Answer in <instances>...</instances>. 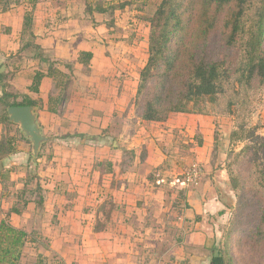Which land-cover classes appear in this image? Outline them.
<instances>
[{
	"label": "rangeland",
	"instance_id": "rangeland-1",
	"mask_svg": "<svg viewBox=\"0 0 264 264\" xmlns=\"http://www.w3.org/2000/svg\"><path fill=\"white\" fill-rule=\"evenodd\" d=\"M161 2L162 0H82L81 6L77 4L81 8L75 13L77 14L81 11L83 23L73 24L68 22V27L66 28L68 32L62 40L68 45L69 52L66 55L72 52L80 54L92 52L94 54L89 64L81 69L75 68V61L66 58V55L56 58L54 52L49 50L54 44L49 49H42L41 51L37 48L28 49L22 56L24 59H34L35 61L37 59L36 54H39L40 59L38 60H40L41 68L50 70V73L56 75L61 89L69 83V97L61 109L63 114L59 116L58 121L64 120V122H67L72 120L68 124L73 126V128L68 133L55 130L57 133L53 134L54 143L57 142V144H63L66 147L74 146L69 149L75 151L76 157H79L82 151V148H78L80 144L83 147L86 146L83 150L90 152V154H92V150H97L99 146L107 147L109 152L115 151V158L111 163L114 167L113 171L118 174L116 176H119L120 181L122 180V187L128 186L127 182L132 185L135 183L133 181L134 174H145L144 179L148 177L151 180L147 181L146 185L148 183L153 184L152 189L156 188V190H153L154 193L150 194L151 196L149 195L152 198V202L147 204L149 212L146 219L152 226L154 225V217L158 208H163V210L168 212L160 214L158 225H155L157 232L156 230L154 232L162 236L161 239L170 234L182 236L179 233L181 228L178 229L174 221L180 220L184 222L186 220V212L184 211L187 206L185 192L179 185L184 179L185 171L194 164L203 168V177L200 185L195 187L199 188L205 176V171L211 170L208 186L201 188L203 191L200 195L202 197H204V194L209 197L210 193L215 195V197L212 196V199L216 200L217 207L215 205L211 211H206L204 215L205 222L212 225L214 230L213 234L208 237L205 247L193 253L195 257L204 258L201 264H210L212 250L220 247L224 231L232 221L238 206V198L232 190L227 166L232 162L230 160L232 154L240 152L244 144L232 141L231 134L236 126L235 117L211 115L212 108L210 105L205 107L202 104L200 106L191 104L189 112L182 114L184 115L182 118H185L187 122L193 121V123L190 122V128L192 126L191 132L187 131L186 133L185 127L183 129L175 128L173 131H171L173 128L162 130L160 125H156L154 128L148 122L143 121L135 106L133 107L134 82L148 60L149 21ZM67 3L69 1L62 0V3L58 2L57 6L56 2L52 4V7L50 6V9L54 10L53 14L55 16L49 19L52 21L57 20L56 25H61L58 21H63L65 17H71V14L66 9ZM86 3L92 7L93 12L90 14L85 11ZM98 4H102L107 10L112 5L114 8L122 7V9H117L116 11L110 9L107 13L100 14L96 11ZM58 7L60 9L56 12L55 10L56 8L58 10ZM32 40L33 37L30 34H26L24 44L25 42H33ZM210 43L211 53L221 55L223 49L220 47V36L214 34ZM78 47L89 48L90 52H79L77 50ZM79 57L78 60L80 61ZM20 58L17 56L15 62H12L14 65L12 71H5L0 74V89L19 96L23 94V89L17 86L13 78L16 72L21 69L22 62L28 61H21ZM81 59L85 58L81 57ZM5 64H8L7 60L0 65V70ZM126 92L130 96L128 107L124 111L123 109L117 110L114 115L109 114L113 111V107L115 109L118 106L121 108V103L117 102L122 98H118L126 94ZM80 99L89 106V109L86 106L87 110L81 112L80 109L75 110L73 108L72 111L74 113H69L68 110L71 111V108L77 105V100ZM204 108L205 113H211H202ZM91 111L92 114L90 115ZM79 113L84 117H81ZM78 121L83 122L82 124L85 125L83 131H76L79 128ZM249 123L251 128H257L259 135L264 136V92L257 98ZM158 132H161L162 137L158 136ZM49 135L51 136L48 133ZM0 136V140L15 138L14 144L17 147L16 154L0 160L2 167L0 169V190H3L0 194V222L7 221L31 234L30 242L26 244L17 264H35L39 256L45 258L46 264H64V262L62 263L64 257L62 258L52 249L55 244H53V238H57L59 234V238L65 240L62 234L68 235L74 232L66 229V226L73 222L69 221V219L73 218V209L76 208L75 206H81L80 203L84 207L88 204L89 207L81 209L82 212L77 215L80 219L76 220L89 222V217L93 215L96 221L94 226H92L94 229L92 230L91 228L92 231L100 233L103 237L110 236L112 237L111 240L123 236L122 234L126 230L120 227L111 229L108 225L112 224V221L117 223L120 221L124 222L126 213L123 210L127 208L120 206L118 201L113 202L111 197H107L106 188H102L96 182L97 178L94 175L93 178L90 177L88 179L89 182L86 186L80 184V175L79 173L74 174L76 169L74 166L72 168V164L75 162L74 158L71 159V162L66 161V165L55 161L51 162L48 159L46 163L44 161L37 162L32 158V153H22L24 146L29 147L30 144L23 142L19 129L15 130L14 127L5 126ZM150 145H154V148L159 150V155L162 158L161 162L159 161L160 165L153 168V171L149 173L150 175H146L144 165L148 157L147 147ZM48 148L49 146L45 149L46 154L49 151ZM54 148V146H51V152L57 154ZM94 163L97 164L98 162ZM107 164L108 161H103V166L97 165L95 170L99 172L104 170L106 172L108 169ZM79 167V165H76L77 169ZM53 168L64 170L65 174L63 171L61 173L58 171L53 172L49 176L47 171ZM71 168L73 172L70 170ZM242 168L243 172L247 173V164L243 165ZM81 169H83V164ZM39 172L43 176L42 179L37 176ZM104 174H101L100 177L102 178ZM125 178L126 182H124ZM128 179L131 181H127ZM45 180L49 182L55 191L51 196L58 202V204L56 203V210L60 209L59 211H54L53 214L44 212V202H40V197L45 199L46 196V192L43 190V182ZM219 181L225 185L224 189L220 187L221 191L218 190L216 185V182ZM213 183L215 186H213V191L211 192V184ZM38 185L42 186V195L37 192L39 190ZM79 188L89 189L83 192L84 195H81L82 191L77 190ZM195 188L187 189L194 191ZM134 195L135 199L131 205H128V208L131 210V216L133 215L131 220L136 221L139 219L137 212H141V208L138 207L136 202H142L143 197L138 194ZM251 196L250 194L246 195L245 202L247 204H249ZM93 197H95V200L90 204L87 203ZM253 202L245 211L257 215L259 208L263 204L257 203V201ZM11 204L12 207H10ZM25 204L33 205L29 208H35L34 211L27 212V216L25 213L28 208H25ZM91 204L97 208L96 211L95 209L91 211ZM4 205L6 206L4 207ZM14 209L18 210L20 214H13L12 211ZM13 216L14 220L11 219ZM197 218L195 217L194 220ZM140 219H142V216H140ZM48 223L52 228L45 227ZM170 227L172 228L170 229ZM241 227L248 228L249 225L245 224ZM77 231H82V228ZM124 237L128 238L129 235L125 233ZM174 246L177 247L178 245ZM181 247L178 246L180 250ZM159 249L161 251L157 253L158 256L155 259L145 257V261H135L132 264L199 263L191 260L186 254L183 258L181 256V258L176 259L175 255L170 253L173 248L169 249L166 255V246H160ZM229 252L234 264H264V256H256V254L252 255L250 253V242L245 237L236 236L230 240Z\"/></svg>",
	"mask_w": 264,
	"mask_h": 264
},
{
	"label": "trees",
	"instance_id": "trees-1",
	"mask_svg": "<svg viewBox=\"0 0 264 264\" xmlns=\"http://www.w3.org/2000/svg\"><path fill=\"white\" fill-rule=\"evenodd\" d=\"M23 1L32 7L24 18V33H27L32 27L34 8L44 0H0V13L19 6ZM110 9L116 11L122 7L114 8L112 5ZM108 10L98 4L96 11L101 14ZM85 11L93 12L88 3ZM149 23L148 60L138 75L133 97V107L140 118L148 123L162 124L171 115L188 113L191 104L210 105L212 113L207 114L235 117L236 126L231 138L233 142L244 144L240 152L232 154V162L227 166L238 206L224 231L220 247L212 250L210 264H234L229 246L230 240L236 236L248 239L252 255L264 256V136L259 135L257 128H251L249 123L257 98L264 92V0H162ZM214 34L220 36L221 55L212 52L213 55L210 51ZM34 48L38 49L34 43L26 45V49ZM92 57V53H82L80 63L87 65ZM36 58L40 59L39 54ZM44 77L42 72L35 75L30 88L35 94H39ZM68 84L60 89L57 81L54 83L49 102L56 109L50 108L51 114H63L61 109L69 97ZM13 99L12 94L0 92V125L14 127L9 122V107L35 105L29 99L22 102ZM202 113L206 114L205 108ZM22 140L25 139L22 137ZM14 143L13 137L2 140L0 160L6 154L14 153ZM92 151V154L84 151L79 157L74 155V167L85 160L83 172L90 174L97 165L103 166V162L93 164L98 161L95 151ZM71 153L70 158L73 157ZM49 156L51 162L56 158L52 154ZM111 162L108 160L107 173L113 172ZM245 164L247 173L242 168ZM58 171L62 172L56 168L47 172L50 176ZM79 172L76 169L74 174ZM37 176L43 177L41 172ZM41 187L38 185L39 195H42ZM43 188L44 192L53 189L47 180L43 182ZM248 194L252 195L249 204L245 202ZM49 195L46 194L45 199L40 197L43 206L56 202ZM253 201L263 204L257 215L245 211ZM28 207L29 204L25 208ZM12 213L20 214L16 209ZM245 224L249 227H241ZM30 235L7 221H1L0 264H17L30 242ZM35 264H46L45 258L39 256Z\"/></svg>",
	"mask_w": 264,
	"mask_h": 264
},
{
	"label": "crops",
	"instance_id": "crops-1",
	"mask_svg": "<svg viewBox=\"0 0 264 264\" xmlns=\"http://www.w3.org/2000/svg\"><path fill=\"white\" fill-rule=\"evenodd\" d=\"M64 1H69L67 3V12L70 13L71 17H68L63 20V21H58L61 23V25H56V21H52L51 17L55 16L53 14L52 9H50V6L52 7V4L56 2V6L58 2L62 3V0H44L42 3L38 4L34 10H33V22H32V27L30 31L27 33H24V18L25 15L32 10V7L27 4L26 2H22L19 6H13L10 8L5 13H0V65L7 60L8 64H5L6 72L7 71H12L13 61L15 62V58L21 57V61L23 60H28L22 62V67L19 69L16 74L14 75V81L16 82L17 86L23 89V94L21 96L17 94H12L17 102H22L26 99L32 100L35 102V105L33 107L36 108V113H37V120L40 125V127L43 130V134L50 138V141L46 144L43 145L42 150L40 152L39 158L41 155V159H37V162L44 161V163L47 162V159L50 158V155H55L56 158L52 161H57L59 164L66 165V161H72L71 159L74 158L75 151L74 150H68L69 148H73L74 146L71 147H66L63 146V144H57L54 143V133H57L56 131H62L68 133V131H72L73 126H71L70 123L72 120H69L67 122L58 121L59 116L56 114H51L50 113V108L55 109V106L53 107L50 105V95L54 87V83H58V79H55L56 75L53 73H50V70L42 69L40 60L37 58L35 61L34 59H24L23 54L26 52L28 49H26V45L28 43H34L36 46H38L39 51L42 49H49L51 45L54 44L52 48L49 50H52L54 52V55L56 58H61V56H65L68 51V45L67 43H64V40L62 38L67 35L68 29H66L68 26V22H72L73 24H81L82 22V13L81 11L79 13H75L76 11L79 10V6H81L82 0H64ZM77 4L79 6H77ZM54 9V8H53ZM56 8V12L59 11ZM74 13V14H73ZM77 34V32H75ZM26 34H30V36L33 37V42H25L24 44V37H26ZM74 36V35H73ZM23 45V46H22ZM86 47V46H85ZM77 48L79 52L84 51V52H90L89 48ZM92 53V52H90ZM80 53L72 52L68 53L66 55V58H69L71 60H74V67L77 69H81L85 67V65L80 64V61L78 60ZM82 54V53H81ZM93 54V53H92ZM74 56V58H72ZM94 56V54H93ZM80 58V57H79ZM93 58V57H92ZM78 60V61H77ZM11 62V64H10ZM4 71V72H5ZM38 72H42L45 74V77L42 79L41 85H40V92L39 94H35L34 92L31 91V86L33 85L34 77ZM53 75V77H52ZM57 78V77H56ZM137 80H138V75L136 76V80L134 82V90L136 92V85H137ZM61 89V88H60ZM0 92H5V90L0 89ZM135 94V93H134ZM122 98V99H121ZM121 100H118L117 103H121V108L116 107L115 104L114 106L116 109L113 107V111H111L109 114H113L117 112V110H125V108L128 107L129 101H130V96L126 92V94H123L120 98ZM78 104L74 105V107L71 108V111L68 110L69 113L73 114L74 111L72 109H80L81 112L84 110L89 109V106L81 99L77 100ZM65 105V104H64ZM87 106V109H86ZM92 110V109H91ZM66 112L67 114H69ZM80 114V113H79ZM92 114V111L90 115ZM108 114V115H109ZM88 115V114H87ZM178 115V117H177ZM182 114H174L171 115L169 120L165 123L162 124H155V123H149L150 126L156 127V125H160V128L162 130H165L167 128H173L171 131H173L175 128L176 129H185V133L191 132L192 126L190 128V122L193 123L192 120L187 122L185 120L184 115L179 116ZM81 117H84L82 114H80ZM79 128H74L76 131H83L85 128V125L82 124L83 122H79ZM100 125V124H99ZM4 125H0V135L2 133ZM14 127L18 128L17 126L14 125ZM56 130V131H55ZM97 131V130H95ZM170 131V132H171ZM69 132V133H70ZM48 133L51 134V136H48ZM201 133V132H200ZM158 136L162 137L161 132H158ZM1 137V136H0ZM21 137L25 139V137L21 134ZM91 138L90 136H88ZM22 139V138H21ZM3 140V139H2ZM2 140H0V145ZM24 143L30 144L28 140H24ZM23 143V144H24ZM25 145V144H24ZM49 146L47 151V154L45 152L46 147ZM51 146H54L56 149L55 152L57 154L51 152ZM62 147V148H61ZM83 145H79L78 148H82L81 154L84 152ZM15 151L14 153H11L9 155H5L3 158H8L11 155H14L17 153V147L14 144ZM67 148V149H65ZM64 149V150H63ZM23 154L27 153H32L31 149V144L29 147L24 146L22 150ZM70 151V152H69ZM73 151L74 153H71ZM59 152V153H58ZM70 153L71 155L73 154V157L70 158ZM147 153L148 157L146 158V162L144 165V172H146V175H150L149 173L153 171V168L158 167L160 165L159 161L161 162V156L159 155L160 152L157 148H154V145H150L147 147ZM80 154V155H81ZM108 154V156H107ZM61 156V157H60ZM95 156L98 161V163H101L103 161H112L115 158V151L109 152V149L105 146H99L97 150H95ZM108 160H107V159ZM53 159V158H52ZM84 163V161L79 162V166L81 168V165ZM94 163V162H93ZM163 163V162H162ZM74 162L72 164V168L74 166ZM71 167V166H70ZM72 168L70 170H72ZM77 169V168H75ZM114 169V167H113ZM116 169V168H115ZM79 175H80V184L82 185H87L89 182V178L92 177L93 175L96 179V182L102 187L106 188L107 190V197H111V200L113 202H119L120 206H124L126 210H123V212L126 213V220L124 222H111L112 224H109L108 226L112 228H121L126 230L125 233L129 235L128 238L124 237L125 233L123 232V236L119 238H115L113 240L112 237L107 236L103 237L100 233H95L92 231L94 228L95 218L93 215L90 218L89 222L83 220L82 222L80 220V217L77 215L82 212L81 209H85V207H89L88 204L83 206L82 203H80L81 206H75L76 208L73 209V218L69 219V221H73L70 223L69 226H66V229L73 230L74 232H71L70 234H62L64 236L63 238L54 237L53 244L54 246L52 249L54 252L59 254L62 258L64 257V264H132V262L138 261L142 262L145 261V257H150L152 259H155L157 253L161 251L159 249L160 246L165 247V255L169 251V249L173 248L170 253H173L176 257L182 258L185 256L191 258V260H195L199 262L198 264H201V262L204 261V258H199L195 257L193 253L200 251L201 248L205 247L206 241L208 240V237L213 234V226L209 225L205 222V213L206 211H211L216 205L217 207V202L216 200L212 199V196L215 197L214 193H210L209 197L204 194V197H202L200 194L202 193V187H207L208 186V179L211 175L210 171H205V176L202 180L201 186L199 188H195L194 191L187 189L183 181L179 183L181 186V189L184 190L185 192V202L187 203L185 212H186V220L183 221H174L176 222L175 225L180 229L179 232L182 236H175L173 234H170L167 237H164L161 239L162 236L157 235L154 231L156 230V226L158 225L157 223L159 222L158 218L160 214L162 213H168L163 208H158L157 213H155V221L154 225L151 226L150 223L147 222V214L149 210L147 209V204L149 202H152V198H150V194L154 193L153 190H156V188L152 189L153 184H147V181H151L148 177L147 179H144L143 174H134V182L133 185L129 182H127L129 185L125 187H122L121 181L119 180V176H116V171H113L112 173H107V172H99V171H93L91 174H85L83 172V169H79ZM64 173V170H62ZM73 172V170H72ZM105 173L102 178L100 177L101 174ZM65 174V173H64ZM107 177L105 178V176ZM120 175V174H119ZM218 175V173H216ZM214 178V177H213ZM127 181H131L128 179ZM116 182V183H115ZM124 182H126V178L124 179ZM179 182V181H176ZM218 190L221 188H225V185L223 182L219 181L216 182ZM94 186V185H93ZM92 186V187H93ZM213 184H211V192L213 191ZM221 187V188H220ZM89 189V188H88ZM87 188H79L80 192L82 191L81 195H84V191L88 190ZM187 189V190H186ZM152 190V192H150ZM215 190V189H214ZM221 191V190H220ZM3 192V190H0V194ZM55 192L53 189L49 192L46 191V194H50L49 197L50 199L53 198L54 202V197H52V193ZM54 194V193H53ZM138 194L143 197L142 202H136L139 208H141V212H137L139 215L138 220H131V210L128 208V205H131L133 203V200L135 199V195ZM97 195V194H96ZM95 195V197H96ZM150 195V196H149ZM98 196V195H97ZM149 196V197H147ZM48 197V196H47ZM95 197L91 198L90 201L87 203L93 202L95 200ZM150 198V199H149ZM98 199V198H96ZM154 199V198H153ZM213 201H212V200ZM101 200V199H100ZM99 200V201H100ZM155 201V200H154ZM207 201V202H206ZM97 202V201H95ZM160 202V201H159ZM57 200L53 204H45L44 205V212L48 214H53L54 211H59L57 209ZM142 203V204H140ZM155 203V202H154ZM6 205H4L5 207ZM33 206V205H32ZM29 206V207H32ZM12 207V204L11 206ZM26 210V216L28 215L27 212H32L34 211L35 208H29ZM91 211L97 210V208L93 207L91 204ZM90 209V208H89ZM124 209V208H123ZM191 212V213H190ZM130 215V216H129ZM140 216H142V219H140ZM195 217H198L196 220H194ZM47 220V219H46ZM153 221V220H152ZM178 222V223H177ZM24 225V224H23ZM22 225V226H23ZM67 225V224H66ZM24 227V226H23ZM45 227L52 228L51 225H45ZM79 228H82V231H77ZM92 228V230H91ZM172 227H170L171 229ZM157 232V230H156ZM74 233V234H73ZM184 234V236H183ZM182 246L181 250L174 245ZM173 257V256H172Z\"/></svg>",
	"mask_w": 264,
	"mask_h": 264
},
{
	"label": "water",
	"instance_id": "water-1",
	"mask_svg": "<svg viewBox=\"0 0 264 264\" xmlns=\"http://www.w3.org/2000/svg\"><path fill=\"white\" fill-rule=\"evenodd\" d=\"M5 70L6 68L3 67L0 74ZM7 113L9 122L17 126L20 133L30 142L32 158L36 161L43 145L50 141V138L43 134V130L38 123L36 108L33 106H12L7 109Z\"/></svg>",
	"mask_w": 264,
	"mask_h": 264
},
{
	"label": "built area",
	"instance_id": "built-area-1",
	"mask_svg": "<svg viewBox=\"0 0 264 264\" xmlns=\"http://www.w3.org/2000/svg\"><path fill=\"white\" fill-rule=\"evenodd\" d=\"M203 177V168L199 165H192L184 173L183 184L187 188L198 187Z\"/></svg>",
	"mask_w": 264,
	"mask_h": 264
}]
</instances>
